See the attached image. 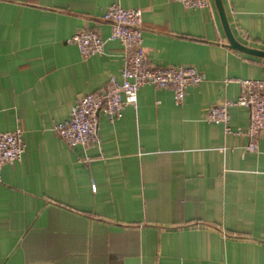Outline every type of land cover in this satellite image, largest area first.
<instances>
[{"label":"crops","instance_id":"crops-1","mask_svg":"<svg viewBox=\"0 0 264 264\" xmlns=\"http://www.w3.org/2000/svg\"><path fill=\"white\" fill-rule=\"evenodd\" d=\"M116 0H0V132L23 130L25 151L0 180V264H264V133L246 152L248 109L230 108V133L205 116L263 79L264 57L229 45L214 0H118L142 10L156 67L192 66L203 79L176 105L143 85L99 145L70 147L53 125L83 94L120 79L123 48L107 40L83 58L67 40L110 35ZM234 39L264 51V0H222Z\"/></svg>","mask_w":264,"mask_h":264},{"label":"built area","instance_id":"built-area-1","mask_svg":"<svg viewBox=\"0 0 264 264\" xmlns=\"http://www.w3.org/2000/svg\"><path fill=\"white\" fill-rule=\"evenodd\" d=\"M187 9H203L210 0H171ZM110 24V35L102 38L95 30H83L72 35L67 42L76 45L83 58L102 54L107 40H117L123 48V62L120 79L110 77L104 94L87 93L81 95L72 105L67 119L53 125V130L68 146L87 147L91 143L99 145L98 113L101 111L110 122L121 118L124 107L134 106L139 89L145 84L170 88L173 101L182 105L187 89L198 85L203 77L192 66L156 67L148 59L143 46L142 10L124 8L116 0L103 14ZM240 95L236 100L226 99L208 110L205 120L224 126L230 133V108L236 105L248 109L249 123L245 134L248 143L246 152L258 148V140L264 133V78L238 79ZM25 151L23 130L16 127L9 132H0V180L1 169L6 164L21 160Z\"/></svg>","mask_w":264,"mask_h":264},{"label":"water","instance_id":"water-1","mask_svg":"<svg viewBox=\"0 0 264 264\" xmlns=\"http://www.w3.org/2000/svg\"><path fill=\"white\" fill-rule=\"evenodd\" d=\"M215 4L217 6V9L219 11L221 20H222V24L224 26V29L226 31V35L228 37V41H229V45L234 48L237 49L239 51L245 52V53H249V54H254V55H259V56H263L264 57V51L262 50H256V49H251V48H247L243 45H241L240 43H238L234 37L232 36L226 17H225V12L223 9V5H222V0H214Z\"/></svg>","mask_w":264,"mask_h":264}]
</instances>
